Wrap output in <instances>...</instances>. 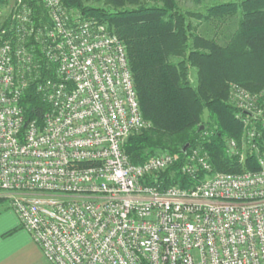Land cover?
<instances>
[{
  "label": "built area",
  "instance_id": "obj_1",
  "mask_svg": "<svg viewBox=\"0 0 264 264\" xmlns=\"http://www.w3.org/2000/svg\"><path fill=\"white\" fill-rule=\"evenodd\" d=\"M45 68L53 75L37 88L49 109L25 123L20 99ZM230 100L246 144L241 151L228 138L227 153L242 164L257 153L258 169L211 173L207 153L194 149L181 170L207 176L164 188L181 153L132 163L124 150L150 127L124 42L62 0H4L0 196L51 264H264V153L255 141L264 88L231 84Z\"/></svg>",
  "mask_w": 264,
  "mask_h": 264
},
{
  "label": "trees",
  "instance_id": "obj_2",
  "mask_svg": "<svg viewBox=\"0 0 264 264\" xmlns=\"http://www.w3.org/2000/svg\"><path fill=\"white\" fill-rule=\"evenodd\" d=\"M89 1L62 0L85 18L105 24L124 42L141 109L150 122L149 128L130 135L125 142L132 163H141L160 151L181 153L180 160L161 176L164 188H190L207 176L201 170L195 177L181 170L194 149L207 153L211 173L258 169L257 153L248 154L242 164L238 156L227 153L226 139L240 140L246 128L237 117L239 108L229 100L230 85L252 92L264 88V0L220 2L204 12L182 11L178 0H105L104 7ZM226 20L235 21L236 27L221 32V37L203 35L193 23ZM192 69L196 71L195 83L190 78ZM52 75L45 68L39 80L24 90L20 105L25 123L42 122L49 105L37 83ZM206 108L210 112L207 122ZM255 125L262 130L255 141L264 153V128Z\"/></svg>",
  "mask_w": 264,
  "mask_h": 264
},
{
  "label": "rangeland",
  "instance_id": "obj_3",
  "mask_svg": "<svg viewBox=\"0 0 264 264\" xmlns=\"http://www.w3.org/2000/svg\"><path fill=\"white\" fill-rule=\"evenodd\" d=\"M227 1H237V0H178L179 7L182 11L187 10H195V11H206L207 8L210 6L220 3V2H227ZM88 4L98 7H104L106 6L105 0H90ZM194 24H197L199 33L207 36H214V37H221V32H226L228 30H234L236 27V22L233 20H226L225 22H199L194 21ZM200 23V24H199ZM191 82L195 83L196 81V71L195 69H192L190 73ZM230 100V99H229ZM232 100V99H231ZM231 102V101H230ZM233 103V102H231ZM244 137H242L238 141L239 148L242 149L241 151H245L243 148L245 147ZM2 199L3 197L0 196ZM8 202L7 200L0 201V207L3 205H6ZM14 212V211H13ZM18 217V216H17ZM19 230L21 232L28 233L30 239H32L30 233L22 226H19ZM41 248L35 244V242L32 241V246L27 249L26 251H23L20 253L19 256H16V261L19 264H51L45 256L42 254Z\"/></svg>",
  "mask_w": 264,
  "mask_h": 264
},
{
  "label": "crops",
  "instance_id": "obj_4",
  "mask_svg": "<svg viewBox=\"0 0 264 264\" xmlns=\"http://www.w3.org/2000/svg\"><path fill=\"white\" fill-rule=\"evenodd\" d=\"M20 225L9 203L0 207V264H19L16 256L32 246L33 240L28 233L19 230Z\"/></svg>",
  "mask_w": 264,
  "mask_h": 264
},
{
  "label": "water",
  "instance_id": "obj_5",
  "mask_svg": "<svg viewBox=\"0 0 264 264\" xmlns=\"http://www.w3.org/2000/svg\"><path fill=\"white\" fill-rule=\"evenodd\" d=\"M209 114H210L209 109L206 108V109L204 110V121H205V122L208 121V119H209ZM201 128L203 129V128H204V125H202ZM188 146H189V145L187 144V145L184 147V149H183L184 153L187 152V148H188Z\"/></svg>",
  "mask_w": 264,
  "mask_h": 264
}]
</instances>
